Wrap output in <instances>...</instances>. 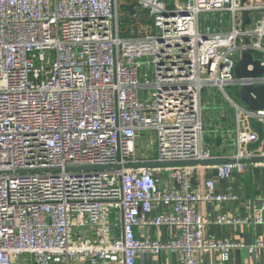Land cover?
Segmentation results:
<instances>
[{
    "label": "built area",
    "instance_id": "1",
    "mask_svg": "<svg viewBox=\"0 0 264 264\" xmlns=\"http://www.w3.org/2000/svg\"><path fill=\"white\" fill-rule=\"evenodd\" d=\"M132 1L149 14L151 33L122 19L119 0H0V264H136L170 252L201 264L197 254L218 251L227 262L245 248L206 240L212 224L236 221L196 206L233 201L216 194V179L264 166V151L247 150L259 140L249 121L264 128V109L227 93L264 86V75H235L246 51L264 67V0ZM209 88L236 112L234 163L127 167L217 160L203 144ZM149 132L155 157L139 155ZM153 227L180 235L136 238Z\"/></svg>",
    "mask_w": 264,
    "mask_h": 264
},
{
    "label": "crops",
    "instance_id": "2",
    "mask_svg": "<svg viewBox=\"0 0 264 264\" xmlns=\"http://www.w3.org/2000/svg\"><path fill=\"white\" fill-rule=\"evenodd\" d=\"M177 1L181 2V0H165L170 5ZM132 3V0H119L122 19L127 23L132 22L139 34L151 33L153 24L146 11L136 8L135 14H132L125 9ZM237 97L239 99V90ZM203 100L205 105L203 144L217 159L215 161H232L239 151L236 140L238 127L236 112L218 89L205 90ZM233 102L247 108L241 104L240 99L238 103L234 100ZM259 149L264 151V142ZM200 174L201 172H197L195 176L197 192H201L205 186L204 178ZM208 176L216 178V172L209 171ZM216 180V194L223 196L231 194L235 199L225 203H202L196 207L212 220L226 217L236 222L212 224L205 234V239L232 242L244 245L245 248L231 250L227 262L221 261V253L218 251L197 254V260L201 264H264V248H254L257 238L264 235V166L250 167L243 173H234L229 180ZM164 209L165 207L161 206L154 211V214L164 212ZM179 235L180 230L177 227H153L149 231L136 230V238L139 240L149 238L163 243ZM181 261V256L175 252L162 255L146 253L139 255L136 264H181Z\"/></svg>",
    "mask_w": 264,
    "mask_h": 264
},
{
    "label": "water",
    "instance_id": "3",
    "mask_svg": "<svg viewBox=\"0 0 264 264\" xmlns=\"http://www.w3.org/2000/svg\"><path fill=\"white\" fill-rule=\"evenodd\" d=\"M248 0H241L242 4H245ZM137 8V4L133 2L130 6L125 7V9L135 14V10ZM243 20V30L251 25V17L248 11H244L242 13ZM248 42V40H247ZM249 66L253 67V70H249ZM235 75L237 77L245 78V77H260L264 75V67L261 65L259 60H255L252 53L246 51L243 54L242 60L237 64L235 68ZM239 99L241 104L250 109L251 111H259L264 109V86L254 87V86H244L239 91ZM250 127L258 134L259 140L256 143L249 144L247 146V150H255L258 149L259 146L264 142V128L261 122H258L255 119H250ZM242 162H248L247 160H243ZM228 163H234V161L224 160V161H208L199 164L198 162L193 163H176V164H141V165H129L127 167H136V168H156V167H164V166H195V165H224ZM119 169V167H116ZM93 170H111L112 167H93L86 168Z\"/></svg>",
    "mask_w": 264,
    "mask_h": 264
},
{
    "label": "rangeland",
    "instance_id": "4",
    "mask_svg": "<svg viewBox=\"0 0 264 264\" xmlns=\"http://www.w3.org/2000/svg\"><path fill=\"white\" fill-rule=\"evenodd\" d=\"M238 88H231L227 90L228 95L238 103L239 99L237 97V91ZM204 99V96H203ZM222 101H224L222 99ZM204 102V100H203ZM205 106V105H204ZM205 109V107H204ZM139 155L140 156H145V157H155L157 154V145L155 141V134L152 132H149L145 134L144 138L140 140L139 144Z\"/></svg>",
    "mask_w": 264,
    "mask_h": 264
}]
</instances>
